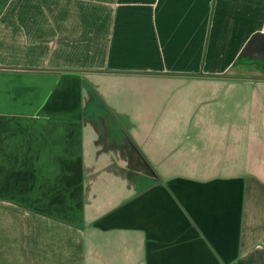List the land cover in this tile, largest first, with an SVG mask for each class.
Wrapping results in <instances>:
<instances>
[{
	"label": "crops",
	"instance_id": "1",
	"mask_svg": "<svg viewBox=\"0 0 264 264\" xmlns=\"http://www.w3.org/2000/svg\"><path fill=\"white\" fill-rule=\"evenodd\" d=\"M259 35L264 0H0V264H264Z\"/></svg>",
	"mask_w": 264,
	"mask_h": 264
},
{
	"label": "rangeland",
	"instance_id": "2",
	"mask_svg": "<svg viewBox=\"0 0 264 264\" xmlns=\"http://www.w3.org/2000/svg\"><path fill=\"white\" fill-rule=\"evenodd\" d=\"M260 41H264V36L259 35V36L254 37V38L252 39L251 43L247 46V49H246V56H243V57L241 58V60L239 59V60H238L239 63H237V64H240V63H241L240 61H243L245 58L248 59V58L252 57V56H253V53H254L255 51H258V50H259V47H258L257 50H255V51L253 50V48H254L255 46H257V44H260V43H259ZM246 59H245V60H246ZM254 62L257 63V65H258V67H257V69H256V70L258 71V73L261 74L262 76H264V66L261 65V63H260L259 60H254ZM255 67H256V66H255ZM235 69H237V67H235ZM256 70H255V71H256ZM168 90H169V89H157V95H159V94H163V93H160V92H164V91H168ZM172 102H174V100H173ZM171 104H172V103H171ZM171 104H169L170 107L172 106ZM164 105H165V104H164ZM177 105L180 106V103H177Z\"/></svg>",
	"mask_w": 264,
	"mask_h": 264
}]
</instances>
